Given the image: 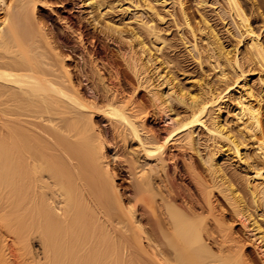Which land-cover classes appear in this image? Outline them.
<instances>
[{
    "label": "bare ground",
    "instance_id": "bare-ground-1",
    "mask_svg": "<svg viewBox=\"0 0 264 264\" xmlns=\"http://www.w3.org/2000/svg\"><path fill=\"white\" fill-rule=\"evenodd\" d=\"M52 1L0 0V264H264V44L240 0H192L228 20L229 41L184 0H85L84 24ZM113 5L139 30H98ZM155 5L203 72L194 91L165 72ZM52 18L75 47L57 43Z\"/></svg>",
    "mask_w": 264,
    "mask_h": 264
},
{
    "label": "rangeland",
    "instance_id": "rangeland-1",
    "mask_svg": "<svg viewBox=\"0 0 264 264\" xmlns=\"http://www.w3.org/2000/svg\"><path fill=\"white\" fill-rule=\"evenodd\" d=\"M57 1L62 2V4H63L62 8H58V10H57L56 5H53V7L55 6L54 8H55L56 12H58V15H60L62 18L66 19V17H72L73 19L75 18L76 21L82 20L83 24H84V20L87 21L90 19L89 15H88L89 10H88V7L86 6L87 4L85 3V0H53L52 2H57ZM107 1H109V0H107ZM123 1L124 0H120V2L122 4H125V2H123ZM137 1H140V0H133V2H137ZM147 1L154 3V0H147ZM184 1H185L186 5L188 7H190L189 12H190L191 16L194 17L193 23L196 24L199 21L198 13L200 12V13L204 14L207 19H209L210 24L212 26L214 25L213 27L216 30V32L219 35H221L223 38L225 37L224 40L229 41V37L226 33V27L224 26L225 23H228V20H226L225 23L220 21L216 15V12L214 11V8H212V6H208L206 8L200 9V8L196 7L195 3H193L192 0H184ZM209 1H210V4L214 2V0H209ZM240 3L242 5L245 13L249 17L250 25H251L252 29L257 34L260 35V39L264 44V0H240ZM139 4H142V2H140ZM112 7L113 8L115 7L114 10L110 11L107 15H105V17L103 19H100V21L101 20L102 21L109 20V21L113 22L114 25L116 24L120 27H122V24H127L129 28H131V29L135 28V30H139L137 28V25H135V23L132 21V18L130 16L126 15L123 12H119L116 9V5H113ZM155 8H156V11L162 17H164V22L167 23V25L166 24L160 25L157 22L154 23L156 28L158 30H160V35H161L162 39L165 41V44L163 45L164 47L162 49V58H161V60H163L164 62L167 61L169 63L167 66H165L166 67L165 72H168L176 80L175 82H179L182 87H185V89L188 88L189 91H191V90L194 91L195 85H196V83L199 82L198 80H200V77H201L203 72L198 67L197 63L190 57V55L187 51V47L180 40L179 33H178L177 29L174 27V25L172 24L171 17H169L168 13H166L165 10L160 5H155ZM140 14H141V17L143 18V20H145V21L149 20V18H150L149 12L145 11L142 13V11L141 12L139 11L138 15H140ZM52 20L54 22H56L54 24V26H51V25H53ZM50 21L48 22V25L50 26L51 29L53 27V29H52L53 31L57 32L56 39H55L57 41V43L59 45L63 44L64 46H67L66 49H69V50L71 49V47H75L76 43L74 42V39L72 37H71L72 39L71 38L66 39L67 32H66L65 28H63V23L55 21V18H52ZM100 21H99V25H97L98 27H96L98 30H100V28H102L101 26L104 23V22H102V21L100 22ZM50 23H51V25H50ZM60 23H61V25H60ZM101 23H102V25H101ZM86 29H87V32L90 34H92V32H94V29L91 28L89 25H87ZM102 29L105 30L104 28H102ZM183 32H184V30L181 31V33H183ZM124 37H125V35H124ZM141 37H143L145 41L147 40V39H145L146 37L144 36V34H142ZM108 41L109 40H106V41L104 40V44L106 45V51L107 52L106 53L102 52V55H105L106 57H109L112 60H114L115 62H117L116 64L118 65V70L121 73V75L124 77V80H123L124 87L128 91L131 90V88L133 89V88L137 87L136 80L132 76V73L127 69V67H125L124 62H122L123 60H121L122 58H120V54L118 53L119 50L117 48L118 46L115 43H113L112 41H109V42ZM123 41H125V43H126L127 40H123ZM147 45H148V47H150L149 44H147ZM80 65H82V62L80 63ZM203 67H204V72L206 73L205 75L207 77H209L208 79L214 80L216 74L212 71H208L207 65H204ZM254 82H255V80L252 81V83H254ZM138 95H139V98H138L139 101L143 102L144 107L148 111L154 110V109H152V106L149 104L150 102H149L146 90L139 89ZM262 113H263V132H264V107L262 109ZM178 116L180 119H182V118L186 119V117H188V114L186 112L184 113L183 111H179ZM155 124H159V121H156ZM100 126L103 130L105 129V131H110V128H109V126H107L106 121H104V120L101 121ZM160 127H162V126H160ZM263 135H264V133H263ZM180 136L181 135H179L175 138L176 142L179 141ZM135 147H136V145H134V144L131 145L132 149H135ZM203 150H204V148L200 147V152H201L200 154L201 155H203V153H204V155L206 154V152ZM114 152L115 151H113L110 156H112V154ZM117 154L119 155V153H117ZM185 155H186V158H192L193 160H195L199 164L198 172L202 174L203 173L202 171H204V170L201 169V168H203V166L199 162L198 156L194 152H190V151H186ZM111 160H112V157H111ZM119 160H121V163H122V159H119ZM118 162H120V161H118ZM220 164L221 165L225 164L228 166L231 165L229 162H227L226 159L224 161H221ZM231 169H234V167H231ZM215 196H217V197H219V199L223 200L221 198V196L216 195V194H215ZM228 222L233 226L234 230L237 232V236L240 237V240L243 238L242 242L248 243L249 239H247L246 236H244L242 234L243 233L242 228L238 224H236L235 220L234 219L232 220V218L231 219L229 218ZM246 250H247L246 251L247 254L256 263H258L257 262V256H256V253L254 252L253 247L252 246L247 247Z\"/></svg>",
    "mask_w": 264,
    "mask_h": 264
}]
</instances>
